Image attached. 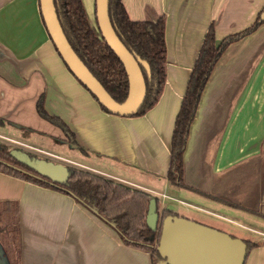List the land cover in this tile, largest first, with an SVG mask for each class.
<instances>
[{"label": "crops", "instance_id": "obj_1", "mask_svg": "<svg viewBox=\"0 0 264 264\" xmlns=\"http://www.w3.org/2000/svg\"><path fill=\"white\" fill-rule=\"evenodd\" d=\"M82 1L98 30L96 0ZM122 3L133 22L166 20V83L140 117L103 111L71 74L47 32L40 0H0V130L7 134L0 132V143L156 198L163 218L171 211L233 237L253 224L264 236V24L216 64L190 130L186 187L168 181L176 117L209 27L217 43L240 34L261 16L264 0ZM43 95L48 115L66 124L76 143L39 116ZM5 202L19 205L21 264H153L151 252L125 244L73 197L0 171ZM248 242L264 252V241Z\"/></svg>", "mask_w": 264, "mask_h": 264}, {"label": "trees", "instance_id": "obj_2", "mask_svg": "<svg viewBox=\"0 0 264 264\" xmlns=\"http://www.w3.org/2000/svg\"><path fill=\"white\" fill-rule=\"evenodd\" d=\"M54 2L60 24L76 54L109 94L118 103H124L129 94V81L124 65L101 37L99 30L97 33L90 25L83 1L54 0ZM263 14L264 10L251 27L240 34L225 38L220 43L216 40L214 24L209 27L175 121L168 173V181L172 186L186 187L184 155L190 130L201 97L216 64L231 44L253 34L264 24L261 20ZM109 15L113 28L124 46L138 62H146L150 67V73H148L140 63L146 83V98L143 107L135 117L144 116L158 103L166 83V20L162 17L156 22H133L122 0H110ZM93 98L98 102L95 96ZM100 106L103 111L111 114L105 107ZM37 111L40 117L60 127L66 135L72 137L71 143L75 142L67 125L60 119L49 116L46 112L44 95L38 101ZM81 151L84 152L82 149ZM10 153L11 150L0 143L1 172L73 197L115 228L125 244L151 252L153 264H156L157 259L160 258L158 251L154 249L158 237L147 225L152 197L73 169L70 170V178L65 185L51 184L17 162ZM229 204L239 207L232 203ZM158 210H160L159 204ZM168 216H176V214L171 211L165 212L164 218ZM1 237H4L11 247L8 250V247L0 242L9 263L21 264L19 205L17 203H0ZM245 242L249 255L255 245L248 241Z\"/></svg>", "mask_w": 264, "mask_h": 264}, {"label": "water", "instance_id": "obj_3", "mask_svg": "<svg viewBox=\"0 0 264 264\" xmlns=\"http://www.w3.org/2000/svg\"><path fill=\"white\" fill-rule=\"evenodd\" d=\"M40 6L50 39L71 74L111 114L135 117L146 98V83L140 63L148 73L150 67L146 62H138L117 36L109 15L110 0H96V20L101 37L118 56L127 73L129 94L124 103H118L109 94L76 54L60 24L54 0H40ZM261 20L264 21V14ZM10 154L51 184L65 185L70 178L71 168L64 162L35 156L17 148ZM147 225L158 237V264H246L248 247L244 240L180 216L163 218L156 198L150 202ZM0 264H10L1 244Z\"/></svg>", "mask_w": 264, "mask_h": 264}, {"label": "rangeland", "instance_id": "obj_4", "mask_svg": "<svg viewBox=\"0 0 264 264\" xmlns=\"http://www.w3.org/2000/svg\"><path fill=\"white\" fill-rule=\"evenodd\" d=\"M92 26V25H91ZM92 28H93V26H92ZM97 33H98V30H97V28L95 27V25H94V28H93ZM99 35V34H98ZM0 132L1 133H5V135H7L6 134V132H3L2 130H0ZM7 147V146H6ZM9 148V147H8ZM10 150H13L14 148L12 147V148H9ZM76 171H78V172H81V173H84V174H89V175H91L90 173H88L87 171H85V170H83V169H78V170H76ZM92 176H95V175H92ZM97 177V176H96ZM105 180H107V179H105ZM108 181H110V180H108ZM170 204L171 203H173V204H176L177 206H179V207H181V208H189L188 206H186V205H184V204H182L181 202H178V201H175V202H173V201H168ZM249 227H251V228H253V229H251V228H243L242 230H243V233L242 234H238V235H236V236H234V237H236V238H238V237H240V236H242V237H244V239H246V241H253V242H256V243H258V241H260V242H262V241H264V236L262 235V234H260V232H258V231H256L255 229H256V226L255 225H253V224H249ZM231 235V234H230ZM14 237V236H13ZM1 240H0V242L1 243H4V245L6 246V247H8L7 249L9 250V245L7 244V242L5 241V238L4 237H1L0 238ZM5 242H6V244H5ZM155 247H154V249L156 250V246H157V244H155L154 245ZM10 249H11V247H10ZM158 261H159V258L157 259ZM157 261V262H158ZM157 262H156V264H157ZM246 264H264V252L263 253H261V254H258V253H255V252H253V250H251V252L249 253V255H248V258H247V261H246Z\"/></svg>", "mask_w": 264, "mask_h": 264}, {"label": "built area", "instance_id": "obj_5", "mask_svg": "<svg viewBox=\"0 0 264 264\" xmlns=\"http://www.w3.org/2000/svg\"><path fill=\"white\" fill-rule=\"evenodd\" d=\"M166 196L165 195H163V198H165Z\"/></svg>", "mask_w": 264, "mask_h": 264}]
</instances>
